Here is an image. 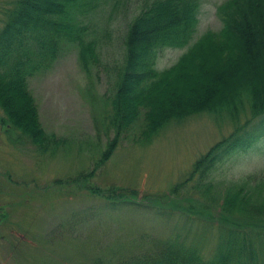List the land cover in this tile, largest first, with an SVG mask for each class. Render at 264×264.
<instances>
[{"label": "trees", "instance_id": "obj_1", "mask_svg": "<svg viewBox=\"0 0 264 264\" xmlns=\"http://www.w3.org/2000/svg\"><path fill=\"white\" fill-rule=\"evenodd\" d=\"M200 2H145L126 25L120 60L109 67L102 58L109 33L95 31L89 22L101 0H0V109L5 128L41 152L63 141L43 128L28 81L48 69L64 45H73L83 71L90 74L94 68L99 76L103 66L108 73L101 121L105 131L112 127L113 137L101 160L113 152L139 115L144 141L173 119L201 112L229 116L233 130L171 188L175 198L145 194L142 200L156 206L169 203L204 221L213 219L204 214L209 209L205 199L219 191L207 179L210 168L264 136V0L222 1L216 8L221 27L204 31L174 63L157 69L161 48L191 40ZM192 180L195 183L187 185ZM185 188L187 194L198 192L199 205H181V199L193 196L178 194ZM107 190L106 198L115 202L137 199L135 191L122 193L123 188L111 186ZM90 191L101 193L95 187ZM220 205V233L212 241L218 242L209 257L202 254L198 242L179 241L180 236L140 237L143 242L132 251L124 248L83 264H264V168L225 184Z\"/></svg>", "mask_w": 264, "mask_h": 264}, {"label": "rangeland", "instance_id": "obj_2", "mask_svg": "<svg viewBox=\"0 0 264 264\" xmlns=\"http://www.w3.org/2000/svg\"><path fill=\"white\" fill-rule=\"evenodd\" d=\"M148 1L101 0L90 15L92 29L109 33L102 49L104 64L110 67L120 60L126 25ZM222 1L201 0L191 42L204 31L221 27L216 8ZM186 47L162 48L155 67H168ZM102 69L99 76L94 68L90 74L83 71L77 48L64 45L48 69L29 79L43 128L63 140L53 150L41 152L29 141L18 140L2 123L0 109V264H83L131 250L143 242L140 237L180 236L179 241L198 242L209 257L220 233L218 213L225 184L264 168V136L212 166L207 179L219 191L205 199L209 209L204 214L211 220L169 203L143 202L145 194L175 198L171 188L234 125L224 112H201L171 120L144 141L139 115L113 152L101 160L113 137L112 127L105 131L101 121L109 85ZM110 186L123 188L122 193L135 191L137 199L130 203L106 198ZM92 187L101 193L90 191ZM178 194L193 195L180 200L183 206L200 203L195 198L198 192L187 194L185 188Z\"/></svg>", "mask_w": 264, "mask_h": 264}]
</instances>
